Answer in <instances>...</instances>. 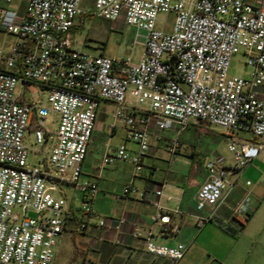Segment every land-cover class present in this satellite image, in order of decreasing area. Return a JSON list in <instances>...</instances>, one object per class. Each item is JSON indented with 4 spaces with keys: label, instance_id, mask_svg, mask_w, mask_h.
<instances>
[{
    "label": "built area",
    "instance_id": "obj_1",
    "mask_svg": "<svg viewBox=\"0 0 264 264\" xmlns=\"http://www.w3.org/2000/svg\"><path fill=\"white\" fill-rule=\"evenodd\" d=\"M81 2L0 0V31L13 36L0 47V264H49L67 220L73 218L83 231L93 218L99 186L82 172L100 100L115 104L113 118L122 122L126 139L137 149L130 154L121 144L99 165L128 160L131 178L143 172L150 123L159 130H179L197 120L225 129L234 163L226 164L218 154L205 161L195 208L212 210L197 216V226L214 217L235 186L231 174L264 148V0H93V16L114 23L122 19L135 29V38L141 37L136 63L72 46L70 28ZM159 12L172 14L169 31L156 26ZM238 52L246 57V76L228 73ZM17 82L22 88L42 87L45 104L24 100L15 92ZM49 113L56 119L52 145L42 162L30 164L24 134L33 124V141L42 144L49 135L43 124ZM177 145L172 139L170 151ZM59 183L79 190L77 213ZM161 194L149 184L142 191L131 184L122 187V196L148 201L155 209L143 229L145 249L175 262L184 254L183 243L170 247L151 240V226L168 224L177 210L163 208ZM249 201L244 195L232 207L233 217L243 221ZM124 221L121 217L118 223ZM97 224L103 226L104 220Z\"/></svg>",
    "mask_w": 264,
    "mask_h": 264
},
{
    "label": "crops",
    "instance_id": "obj_2",
    "mask_svg": "<svg viewBox=\"0 0 264 264\" xmlns=\"http://www.w3.org/2000/svg\"><path fill=\"white\" fill-rule=\"evenodd\" d=\"M114 107L115 104L110 101H99L83 161L82 177L96 181L99 186L91 205L94 216L83 231H79L74 219L69 218L57 246L67 244L71 239L75 248L83 251L87 259L101 257L108 264H264V186L258 182L264 169L256 168L258 177L254 183L249 180H246L249 184L239 183L237 178L225 200L216 207L214 217L197 226V216L208 215L212 210L211 206H205L197 211L195 193L206 177L205 161L215 154L201 159L195 137L211 133L210 126H201V121L192 120L179 130H159L150 123L149 150L142 158L143 172L131 178V163L128 160L116 159L107 165H99L104 154L114 153L121 144L130 154L137 149L134 142L126 139V129L123 138L115 144L112 142L119 120L113 118L105 123L103 118ZM98 117L100 121H97ZM191 126L193 132L187 134L186 130ZM32 128L33 124L28 132ZM103 134H107V137L101 141L100 136ZM49 137L46 136V140ZM174 138L178 145L174 151H170L169 146ZM255 161H264V148L250 165ZM235 173L238 171L232 174ZM232 174L231 178L237 177ZM65 184L67 187L60 188V192L66 197L71 210L77 213L80 192L74 185ZM126 184H131L138 191L145 189L148 184L161 188L159 204L169 210L177 208L175 212L171 211L168 224L155 223L151 226V240L170 247L183 243L186 249L180 259L171 262L145 249L143 229L149 226L148 216L155 209L148 201L131 195L122 196V187ZM244 195L250 197L249 215L239 221L233 217L231 209ZM121 217L125 221L118 223ZM100 218L104 220L103 226L97 224ZM241 223L240 231L233 235L232 232ZM136 228L140 229L139 234L133 235Z\"/></svg>",
    "mask_w": 264,
    "mask_h": 264
},
{
    "label": "rangeland",
    "instance_id": "obj_3",
    "mask_svg": "<svg viewBox=\"0 0 264 264\" xmlns=\"http://www.w3.org/2000/svg\"><path fill=\"white\" fill-rule=\"evenodd\" d=\"M92 1L93 0H82L81 2L79 15L76 17L74 24L70 28L72 46L94 54L100 53L115 58L129 57L132 63L138 62L142 51V45L141 37L135 38V29L132 26L125 24L122 19H119L118 22H115L112 25L111 22L107 20L93 16ZM6 6L12 7L13 5L10 4ZM164 18L167 19V22L162 25L161 21ZM171 18V13L165 14L164 12H159L157 15L156 26L169 31L172 25ZM12 40V35L0 31V47L6 48ZM245 60L246 57L242 52L234 54L228 70L229 75L246 76L249 67L243 64ZM15 92L23 94L22 98H24V100L41 101L45 104V101H43L45 90L35 84L22 88L21 83L17 82L15 84ZM114 109L115 107L113 110H108L107 114L104 115L103 120L105 123L113 120ZM55 120V116L52 115V113H49V115L45 117L43 124L50 137L42 144L34 143L32 133L28 131L25 132L23 143L27 149L28 163L38 165V160L41 162L44 160L45 155H47V152L52 145L53 132H55L56 129ZM97 121H100V117H98ZM199 125L210 126L205 122H202ZM209 128L212 130L211 133L203 135L198 134L195 137L197 141L196 147L200 158L204 159L214 154H218L223 158L225 163L232 165L234 163L233 155L228 149L229 138L224 135L225 129L219 126H210ZM125 129L126 128L123 126L122 122L120 120L117 121L116 134L112 138L114 144L123 138ZM192 132V126L186 130L187 134H191ZM239 134L241 136H249L244 132ZM100 137L102 141L107 137V134H103ZM249 165L240 170V172L238 171L237 174H234L237 176L236 178H238L239 183L245 184L246 180L254 183L258 177L255 173L256 168L259 170L261 168L264 169V161H255L253 165H250L251 167H249ZM256 165L257 167H254ZM261 173L262 174L259 177L260 181L258 182L264 186V171ZM59 187L64 189L67 185L65 183H59ZM55 248H57V250L56 252L54 251L52 260L49 264H108L101 259V257H97L95 260H92L91 258L87 259V257H85L86 254L83 251L75 248L71 239H69L67 244H59V246L56 245Z\"/></svg>",
    "mask_w": 264,
    "mask_h": 264
},
{
    "label": "trees",
    "instance_id": "obj_4",
    "mask_svg": "<svg viewBox=\"0 0 264 264\" xmlns=\"http://www.w3.org/2000/svg\"><path fill=\"white\" fill-rule=\"evenodd\" d=\"M248 215H249V213L247 214V216H248ZM242 225H243V223H241V224L239 225L238 229L235 230V231H233L232 234H233V235H236V234L240 231Z\"/></svg>",
    "mask_w": 264,
    "mask_h": 264
}]
</instances>
